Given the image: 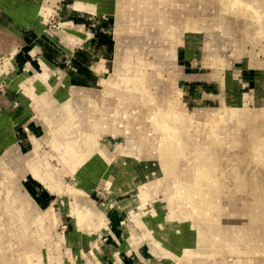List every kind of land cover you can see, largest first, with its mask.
<instances>
[{"label":"rangeland","instance_id":"obj_1","mask_svg":"<svg viewBox=\"0 0 264 264\" xmlns=\"http://www.w3.org/2000/svg\"><path fill=\"white\" fill-rule=\"evenodd\" d=\"M80 1L81 6L76 0H0V181L12 190L6 196L0 185V229L9 230H0V237L7 234L0 251L5 249L8 264L23 263L27 252L37 254L30 264H171L151 232L154 220H173L179 214L176 200L167 199L175 189L165 193L159 182L123 192L111 176L78 177L85 161L70 171L68 146L49 145L51 131L36 114L37 102L23 83L26 77L54 97L56 106L68 100L77 140L80 132L92 131L101 113L103 128L114 122V131L97 138L117 143L111 168L121 178L126 177L121 173L136 174L141 168L134 157L148 170L157 159L151 112L141 120L147 130L138 139H147L146 147L131 137L141 130L140 120L130 124L129 118L146 106L144 97L158 107L171 101L190 122L185 124L188 132L207 131L203 139L216 151L205 155L219 162L232 197L242 192L253 196L254 228L264 232V0H194L197 9L207 8L205 20L198 19L191 29L171 18L166 23L142 21L119 9H99L95 0ZM174 29L181 30V37L173 42ZM239 38L245 54L237 52ZM139 82L143 85L137 89ZM34 146L40 171L59 179L58 189H49L28 167ZM111 147L102 142L103 152ZM183 155L191 157L188 149ZM6 159L10 163L4 166ZM14 195L16 200H10ZM74 206L94 215L78 226L70 211ZM19 207L24 216L17 214ZM181 208L186 213L191 207L183 201ZM22 225L26 234L37 236L19 237ZM39 231L46 233V241ZM252 231L249 225L233 226V237L244 244L236 250L255 243ZM232 240L226 245L239 242Z\"/></svg>","mask_w":264,"mask_h":264},{"label":"bare ground","instance_id":"obj_2","mask_svg":"<svg viewBox=\"0 0 264 264\" xmlns=\"http://www.w3.org/2000/svg\"><path fill=\"white\" fill-rule=\"evenodd\" d=\"M76 1L80 6L81 3H83L80 0ZM95 2H97L99 9H104L105 7H109L113 11L119 9L121 12L134 15L142 21L144 19L158 18L166 23L168 19L171 18L175 20V22H180L183 28L190 29L194 27L198 19L202 21L205 20L203 17V15H205L204 8H207V6H202L203 9H197L199 4L194 0H95ZM176 4H178L179 7L175 6ZM216 16H220V13H217ZM217 17L216 19L212 18L217 21ZM171 31L173 32V42L181 37L179 36V32H181L180 29ZM236 47L238 49L237 52H239L240 49V51H242L241 53L245 54L242 38L237 40ZM139 74H141L140 71ZM30 80L29 77H26L23 79V83L26 91L29 92L31 96L34 95L33 98H35L37 102L36 114L44 118L48 125V130L51 131L49 145L54 147V149H57V146L63 143L68 146L67 152L69 156L65 159L71 162L70 166H68L71 169L70 171L74 172L78 165L85 161L80 170L78 169V177L93 173L99 176H111L113 178V184L115 186H120L123 192H127L128 189L133 188V193H135L139 185L149 181L154 183L159 182L165 185V193H171V191L175 189V196L173 198L168 197L167 199L171 202L176 200V203L173 204L174 207L178 209L179 214H176V218L173 220L170 219V216L166 217L163 221L158 222L154 220V233L151 232L156 243L163 249L165 253L164 257L169 259L171 264H196L195 260L197 259H205L206 263L204 264H264V232L254 228L255 217L253 216V212L255 203L253 196L248 192H242L232 197L228 193L229 190L227 185L221 176L219 162L212 154L211 157L205 155V151H216V148L214 149V147H211V145L203 139L207 136V131L204 130L205 132L196 134L188 132L185 124L189 125L190 122L176 111L171 101L165 102L164 107H158L150 102V98H141L143 102H146L144 103L146 106L140 109L139 115L129 118L131 120L128 121V123H130L133 119L137 121L140 120L141 130H137L136 134L131 132V137L145 147L150 143L147 139H138L144 136L145 130H147L145 121L141 120L147 117L148 112H151V120L153 119L152 129L157 135L156 139H158L156 144L157 159L152 158L156 162V165L148 170L144 167L143 163H140L143 160H137V158L134 157V159H132L134 164H141V168L137 170L136 174H130L128 171L125 172L126 174L121 173L126 175V177L124 176V178H121L120 174L116 173L111 168L112 155H115L114 152H116V150H114V148L117 143L107 138L100 141L97 138L98 135H100V138L104 137L107 131H114V122L112 121L103 128L101 124L102 121L105 120V115L101 113L97 116L98 121L92 123V131L80 132L81 137L77 140L72 136V129L76 127V121L75 117L70 112L68 100H63L61 105L56 106L54 97H50L45 92H40V90H42L40 85L34 84ZM43 84L44 83H42V85ZM142 85L143 83L139 82L136 84V88L140 89ZM137 92L139 94V91ZM53 108H56V113L53 112ZM175 112L178 114L174 116L173 114ZM58 113L61 115L60 119H56L55 114ZM116 134L115 136L117 137ZM102 142L112 147L103 152L104 149L101 148ZM186 149L189 150L190 158L184 155L182 156ZM35 151L36 149L34 147L32 160L29 161L28 164L31 172L34 173L33 175L35 177L46 182L49 189H58L59 179L54 178L50 172L40 171L41 161L38 158H34ZM102 158L106 159V162H102ZM144 161L148 163L150 160L146 159ZM4 162L3 164L6 166V162ZM1 184L6 190V196H8L12 190L9 192V186L6 185L4 181H0V185ZM75 191L76 190H74V192ZM138 195L135 197L132 195L130 197L137 198ZM16 198L17 197L14 195L9 199L15 201ZM183 201L190 204L191 208L189 212L184 213V211H182L183 208H181V206ZM126 202V205L129 204L128 200ZM85 207L81 209L75 207L76 209L70 210L72 213L76 214L78 226L81 225L84 219L90 220L89 215L91 213L94 215L93 211L90 212ZM23 210L22 207H19L17 209V214L19 216H24L25 213ZM12 216L11 214V217ZM240 224L249 225V228L253 230L252 233L255 237V243L243 250H236L239 247H243L244 244L242 240H239L240 238L233 237L235 234L232 232V228L234 225L236 228L237 225ZM91 226L94 227L92 223H90V227ZM19 228H21L18 230L19 237L27 236L29 239L33 240V238L37 236L33 233L30 234L31 232L26 234L25 232L28 231V229L23 225ZM3 229L6 233L9 231L6 226L0 230L3 231ZM44 229L45 228H43V230ZM225 229H227V232H225ZM150 230H152V227H150ZM15 231L17 230L15 229ZM38 235L40 239L43 238V240L46 241L47 237L45 232L41 233L39 231ZM4 236L7 240V234ZM5 238L1 235L0 240ZM11 239L12 238H9V240ZM229 240L239 242L233 247L231 245H226V242H229ZM178 254H180L179 256L181 257L176 259L173 255ZM5 255V249L1 250L0 264H8V260L3 257ZM35 257H37L35 253H24V261L22 262L30 264ZM230 257L232 260L228 262V258ZM23 263L16 262L14 264Z\"/></svg>","mask_w":264,"mask_h":264},{"label":"crops","instance_id":"obj_3","mask_svg":"<svg viewBox=\"0 0 264 264\" xmlns=\"http://www.w3.org/2000/svg\"><path fill=\"white\" fill-rule=\"evenodd\" d=\"M47 127H48V125H47ZM34 147H35V146H34ZM33 150H34V149H33ZM33 150H32V152H33ZM4 161L6 162V165H8V164L10 163V162H9L10 160L8 161V159H6V160H4ZM5 162H4V163H5Z\"/></svg>","mask_w":264,"mask_h":264}]
</instances>
